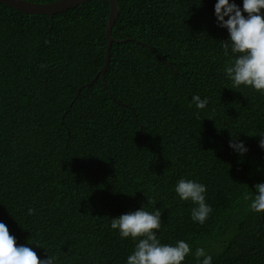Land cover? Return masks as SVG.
<instances>
[{
    "label": "trees",
    "instance_id": "16d2710c",
    "mask_svg": "<svg viewBox=\"0 0 264 264\" xmlns=\"http://www.w3.org/2000/svg\"><path fill=\"white\" fill-rule=\"evenodd\" d=\"M217 2L118 0L107 86L94 78L109 0L52 17L0 2V222L18 246L57 264H127L136 241L112 219L159 208L161 243L192 250L182 264L199 247L212 264H264V212L243 198L264 183V94L231 88ZM196 94L204 109L190 106ZM181 178L206 185L204 224L175 192Z\"/></svg>",
    "mask_w": 264,
    "mask_h": 264
},
{
    "label": "clouds",
    "instance_id": "9594fccd",
    "mask_svg": "<svg viewBox=\"0 0 264 264\" xmlns=\"http://www.w3.org/2000/svg\"><path fill=\"white\" fill-rule=\"evenodd\" d=\"M262 10H264V0H243V9L230 0H218L215 4L218 25L227 28L230 34L224 49L226 56L229 47L233 54V59L225 67V73L232 82V89L239 90L242 85L251 86L264 94V12ZM244 12L248 14L247 17ZM208 103L207 97L202 98L196 94L192 97L190 106L204 109ZM257 135L262 137L259 145L264 148V134ZM232 137L229 146L243 156L248 148L239 140V135L232 134ZM255 188L254 197L245 193L243 198L245 201H251L249 207L252 211L264 212V183H257ZM175 192L182 200H190L195 205L191 209L192 220L204 224L212 211L211 206L206 203V185L181 178L175 185ZM28 212L34 214L35 210L29 209ZM161 216L162 212L159 208L149 212L142 207L112 219L111 228L119 230L121 239L131 238L136 241L134 251L127 258V264H182L192 251L184 240L177 241L175 245L161 243L154 231L161 228ZM35 244L37 247H43L39 243ZM194 255L197 264H212V256L208 255L203 247L197 248ZM57 260L58 257L52 254L42 260L33 248L26 245L18 246L16 237L10 233L8 226L0 222V264H57Z\"/></svg>",
    "mask_w": 264,
    "mask_h": 264
},
{
    "label": "water",
    "instance_id": "95a60500",
    "mask_svg": "<svg viewBox=\"0 0 264 264\" xmlns=\"http://www.w3.org/2000/svg\"><path fill=\"white\" fill-rule=\"evenodd\" d=\"M88 0H57L49 3H40V2H32L29 0H0V2H3L7 5H10L16 9H19L23 12L26 13H33V14H49L51 17L63 10H67L72 7H76L79 4H82ZM110 1V14H109V19H108V24L106 27V35H107V52H106V57H105V64L102 67V69L97 73L96 77L94 80L102 74V79L105 84H106V78H105V73L107 71V68L109 66V61L111 57V48L113 45V42L117 41L113 35H112V30L114 27V24L120 14V8L118 5V0H109ZM92 80L89 84L93 83Z\"/></svg>",
    "mask_w": 264,
    "mask_h": 264
}]
</instances>
